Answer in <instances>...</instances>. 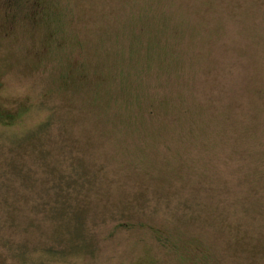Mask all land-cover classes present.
Returning <instances> with one entry per match:
<instances>
[{
    "label": "rangeland",
    "instance_id": "obj_1",
    "mask_svg": "<svg viewBox=\"0 0 264 264\" xmlns=\"http://www.w3.org/2000/svg\"><path fill=\"white\" fill-rule=\"evenodd\" d=\"M0 0V264H264V0Z\"/></svg>",
    "mask_w": 264,
    "mask_h": 264
},
{
    "label": "flooded vegetation",
    "instance_id": "obj_2",
    "mask_svg": "<svg viewBox=\"0 0 264 264\" xmlns=\"http://www.w3.org/2000/svg\"><path fill=\"white\" fill-rule=\"evenodd\" d=\"M27 1L28 0H6V2H5L6 10L8 8L7 12H9L10 9L13 8L14 6L17 7L19 5H23ZM33 3L37 5L39 3V1L38 0H33Z\"/></svg>",
    "mask_w": 264,
    "mask_h": 264
}]
</instances>
